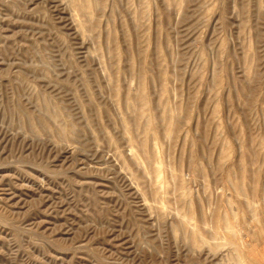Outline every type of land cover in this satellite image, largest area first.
Returning <instances> with one entry per match:
<instances>
[{
    "label": "rangeland",
    "instance_id": "374dc122",
    "mask_svg": "<svg viewBox=\"0 0 264 264\" xmlns=\"http://www.w3.org/2000/svg\"><path fill=\"white\" fill-rule=\"evenodd\" d=\"M0 264H264V0H0Z\"/></svg>",
    "mask_w": 264,
    "mask_h": 264
}]
</instances>
